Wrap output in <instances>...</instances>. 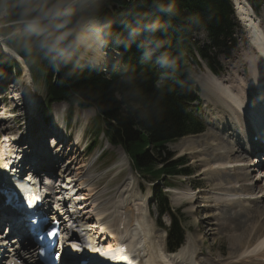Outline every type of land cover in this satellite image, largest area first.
Segmentation results:
<instances>
[{"label":"bare ground","instance_id":"obj_1","mask_svg":"<svg viewBox=\"0 0 264 264\" xmlns=\"http://www.w3.org/2000/svg\"><path fill=\"white\" fill-rule=\"evenodd\" d=\"M234 2L237 9V14L241 20L240 22L246 29V33L248 37L246 38V40L247 43L249 42V48H251V51L253 52L252 53L253 59L256 60L257 58L256 55H257L261 60L260 63L257 61L255 68L251 70V81L253 87L249 88L247 83L241 81L240 82L241 84L235 87L233 93L227 87L223 86L220 82L213 79L211 82L205 84L204 86L205 95H203V97L206 104L208 106H211L214 109L213 112L216 113L213 118L209 117L213 122H217L216 121L217 119L221 123V125L223 124L222 126L236 125L240 127L241 134L239 137H242L244 141L247 140L248 138L251 139L252 135H254L253 137L257 136V138L263 139L264 121L262 122V120H264V107L262 105H264V33L261 31L262 28L260 26L259 19H256L253 16L252 11H250V9L248 8V5L246 7L242 0H234ZM146 12L150 13L149 11ZM157 15L160 16L161 14L157 13ZM0 45H3L2 47H0V50H3L4 48L7 51L6 53L8 55H10L13 59H17L19 61L18 64L14 60L19 65L21 69V73H22V69L25 71L28 79V80L26 78L22 79L24 84L21 85L23 86L22 90H24L25 88L24 92L19 93L22 90L20 89L19 91L20 86H17L16 88L17 91L10 94L12 96L10 97V100L13 103L14 100H17L19 95H22L23 98H25V103L23 108L25 109V113L21 108L22 106L18 107L17 104H15L13 108H8V107L7 109L0 108V172H1L3 167L6 166L7 163H9V161H11L12 159V157H10L9 155L5 156L3 154L2 150L4 149V146L6 148L8 147L14 148L7 153H11V152L14 153L15 148L17 146H23L20 148L27 149L26 146L27 143L25 142V140H22L23 137L19 138L16 141H11L9 138L7 140L4 136L9 134L10 132L17 131L19 133L20 132L24 133L27 131V128L23 126H20L18 129L12 127L10 125L12 119L10 114L16 113L15 119L17 121H23L25 116L29 115L28 112L26 111V108L29 106L31 109L29 93L32 91L33 83L31 80L29 70L27 69L24 61L23 62L20 61L21 58L15 52H13L7 47V45L4 43L1 37H0ZM253 48H255V51L252 50ZM107 56H108V62L105 64L106 68H110L114 62L116 63L120 62L119 56H113L110 50L107 51ZM247 63L250 64V62ZM24 66L28 71V74L24 69ZM12 73L13 70L11 68L6 70L5 78L7 76L9 77ZM207 74L210 73L207 72ZM210 75L213 76L212 74ZM21 78H23L22 74L20 75V81ZM205 78L206 76L196 77V82L202 89V94H204L203 84L205 82ZM12 87L13 85L10 84L9 88ZM252 89H255V92L256 91L257 92L253 93ZM247 91L249 93L252 92V97L255 98L257 102L256 105L250 106V104L249 105L246 104V101L248 100V98L246 97ZM212 96H214V102H209L208 98ZM2 100L3 99H0V103L2 102ZM33 106L34 105H32V107ZM224 107L229 109V112L226 113V115L223 117L222 114L224 113ZM54 109L56 108L54 107ZM218 113H221V115H219ZM229 119L231 120L229 121ZM228 121L229 123H227ZM258 122L262 124L258 125ZM247 126H250L249 129L247 128ZM201 137L199 136L197 138H193V137L188 138L187 140L184 141V145L179 147V149L184 148L185 150H188V146L193 145L194 143L195 144L192 148L193 150H196L194 149L195 146L200 147L199 153L202 159L201 158L195 159L194 161L197 163L200 162L201 175H205L208 181L215 182V180L217 181L218 178L221 177L223 178V174L225 176L227 171H229L228 168L230 167H234V170H240L241 167L242 169L244 168V170L246 171V175H245L246 178H249L253 172L257 171L256 166L253 163L256 162V160L254 159L252 163L248 161L249 158L248 155H250L248 151L246 153H243L245 155L244 159H241V156H238V158L235 156V154H237L238 151L243 150V146L240 145L239 142L237 143L238 150L229 149L228 151H226V153L216 154L219 150L215 145H213V143L218 141L219 138L215 135H209L208 138H204L200 140ZM73 139L74 140L73 142H71L70 145L71 151H67V148L65 149L64 146L61 144H57L55 146L51 145V148H53V150L56 151V155L54 157L57 158L65 157L66 156L65 154L69 155L72 154L73 152L72 157H70V159L68 158L64 171L59 172L57 169L58 168L57 163H55L54 160L52 161L50 157L47 159V162L45 163L49 165V173L51 175H54L57 180H62V182L66 181L67 182L65 183L66 185L73 184V181H75V179L77 178V183H79L78 184L79 188L77 191H81V192L84 191L86 193H83L85 195L82 194L83 195L82 197L77 195V200H79L77 203L78 205L77 208L76 203L75 201H73L72 197L69 198L68 196H65L62 193L63 191L68 190L69 188H66L64 190V188H61V186L56 185L57 181H55V186H58L59 187L58 189H60V191L54 190V192L52 193L51 188H49L48 194L45 197V208H47V211L50 214H52L53 217L59 219L62 222L63 227L66 231L70 230L71 232H73L72 239L74 243L87 248L86 252L83 249L81 254L86 255L89 252L95 251L97 254L106 256L107 258L109 257L115 258L117 256L115 254H118V252H120L119 250L121 245L120 239L122 237L125 246L127 247V249H129L130 254H132L131 258L135 259L134 264H162V263L174 264L175 259L172 256H177V255L182 256L185 259V261L187 260L189 262V264H196L194 263L193 259L189 258L188 253L186 251L185 252L183 251V249L185 250V248L179 250L178 253H174L170 256L165 255V252L160 246L159 241H157V238L155 237V233H154L155 230L153 224L150 222V214L149 211H147L145 204L143 205V207L136 206L135 211L132 209L130 213H128V210L126 209L125 219L121 220L119 213L118 215H116V213L113 212L115 211V207L114 206H111V208L108 207L109 200L103 198L102 191L94 193V190H90V189L83 190L84 189L83 188L79 190L80 186H82L84 183H87L86 186H88L92 183V179H94L88 172L93 160H90V162L87 164L79 165L77 167L79 163L78 160L80 159L78 157L80 156V153H82L83 151V150L78 151L79 148H81L83 145L81 144L82 141L81 132L76 133ZM74 145L75 147L76 146L79 147L77 149H74L75 148ZM47 146L50 145L48 144ZM9 149H7V151ZM64 150H66L65 153H63ZM30 153H33L34 154L33 157L37 159L42 157V153L40 152L39 146L35 147L34 150L31 149ZM3 157L7 158L6 160L7 163L4 162ZM263 159L264 158L260 160V163ZM115 164L117 165L118 170L126 166L127 160L125 156L124 155L118 156V161ZM73 172H75V175L73 179H71L72 178L71 173ZM258 172L261 175L263 174L264 177V169L262 170L258 169ZM80 178H83L84 181L80 182L79 180ZM227 182L228 183L224 185V188L216 189V192H218L219 194L215 193V195H213L210 198L212 199L211 201L216 204L215 207L224 206L228 208L234 207L235 209V207H237V205H239L242 202L239 197L243 195L246 197L248 193L238 191L237 188L238 182L231 183L229 180H227ZM251 182H254V180L252 179ZM217 183L220 184V182ZM248 186L249 184L247 185V187L245 186L242 187V189H244V191L245 190L248 191L250 190V186L249 187ZM70 191H71V187H70ZM260 193H264V188H261ZM186 196H190L185 198L188 199V201L186 202L187 205H191L193 200L196 199V197L191 193L184 195V197ZM238 208L240 209L239 206ZM243 209H240L238 213L242 212ZM2 210L3 207L2 204L0 203V219L6 218V213L2 212ZM261 210H262L261 212L260 211L257 212L259 214L258 217H255L256 215L252 216L253 214L251 211L244 210V214L246 213L244 217L245 227L247 229L234 227L237 224L234 226L230 224L231 226H227L224 228V231L226 233L229 234L232 233L235 236H230V240H229V242L231 243V247L233 249V253L232 255H229V258L222 264H235V262L237 261H239L240 264H264V216H263L264 207ZM15 218L16 215H14L13 213L10 214L8 213L6 221L9 223L11 222L16 223ZM94 218H95V223H94L95 226L93 225L92 227L95 229V227L99 226L97 235L101 233L100 235L102 236V240L98 244H96L95 239L91 235L88 236L89 241L85 238V234L89 235L90 232L92 231L89 230L91 227L89 221ZM258 218H261L260 221L255 222L254 219L257 220ZM15 223H11V225L15 227ZM254 223L257 224L259 223V224L257 227H255V225L253 226ZM118 230H120L121 232L124 231V234L120 235ZM220 231H221L220 228L216 230L217 233ZM105 237L108 238L105 239ZM107 240L109 241V243H111L110 246L107 247L105 251H99L98 250L99 245L102 244L103 242H106ZM247 254L249 255L254 254V255L247 256ZM65 256L66 258H70V257L71 259L75 258L73 255L71 256V253L70 255L69 253H66ZM233 256H236V258L234 260H231ZM229 260L230 262L228 263ZM92 262L93 264H95L94 260Z\"/></svg>","mask_w":264,"mask_h":264},{"label":"trees","instance_id":"obj_2","mask_svg":"<svg viewBox=\"0 0 264 264\" xmlns=\"http://www.w3.org/2000/svg\"><path fill=\"white\" fill-rule=\"evenodd\" d=\"M250 1L255 8L260 6L259 1ZM101 12L111 20L122 17L117 26L120 32L132 20L133 14H138L141 23L158 20L165 27L158 36L170 41L167 51L177 59L181 56V49L188 45L191 34L200 28L207 30L212 48L226 56L230 55L235 45L228 0H104ZM11 32L9 29L5 34ZM13 43L18 52L28 56L15 37ZM120 50L125 55L124 68L127 66L129 71L112 73L108 77L84 69L76 77L68 78L47 64V68L43 67L47 78V98L51 102L74 101L85 108L96 109L111 128L113 139L126 148H132L137 143H149L160 154L162 149L158 145L161 143L201 132L200 124L185 112L183 101L189 100L190 90L189 84H186V73L182 84L168 80L165 86L156 89L155 77L137 68L141 65L138 57L141 50L123 46ZM200 53L203 58L209 59L205 51ZM133 69L136 71L134 75ZM128 76L134 78L131 84L127 82ZM137 89L139 95L136 94ZM142 159L148 161L151 157L146 153ZM178 244L175 243L176 246Z\"/></svg>","mask_w":264,"mask_h":264},{"label":"rangeland","instance_id":"obj_3","mask_svg":"<svg viewBox=\"0 0 264 264\" xmlns=\"http://www.w3.org/2000/svg\"><path fill=\"white\" fill-rule=\"evenodd\" d=\"M127 1H129V0H127ZM257 17L264 24V3L262 4V6L260 8L259 14L257 15ZM260 20H259V22H260ZM260 26L262 28L261 31L264 33V26H262L261 23H260ZM9 29L10 28L4 29V30H9ZM4 33H5V31L2 32V34H4ZM235 36L238 39V49H237V51H235L233 56H231V58L226 59L222 56H219L218 58H215L214 56L210 57V62L214 63V62H217V60H219V62L221 63V69H222L221 73L219 75L213 74L216 77L222 76L221 78H216V77L211 76L210 74H207L206 71L210 72V70H208V67L206 66V64L203 61L201 62V66H199V67L193 66L191 68L189 75L193 79L194 86H196L194 78L196 79V77H199V76H206L205 82L203 84V93H204L203 95H205V87H204L205 84L211 82L213 79L217 80L223 86L227 87L230 91H232L234 93L235 87L240 85L241 84L240 82L243 81V80H239L238 77L236 80L234 79V77L236 76L237 73L239 75H242V77H244V79L247 81V85L249 86V88L253 87L252 82L250 81L251 80V70H253L255 68L256 62L258 61L260 63L261 60L255 53L254 54L256 55L257 58H256V60L253 59V55H252L253 52L251 51V48H249V42L247 44L246 35L244 34L243 30L240 29V27L236 31ZM191 39H192L191 42L199 41V40H201V42H206V36L202 32H200L199 34L192 35ZM4 40H6V39L4 38ZM7 44H8V42H7ZM247 45H248V48H247ZM2 46L3 45H0V47H2ZM3 50L5 52H7L4 48H3ZM247 50H248V52H247ZM239 58L242 60L240 61ZM14 60L19 64V61L17 59H14ZM7 62L10 63V60H8ZM247 62H250V64H247ZM248 65H249L250 78L247 74ZM33 67H30L31 71H32ZM24 69L26 70L25 66H24ZM42 71H43L42 67H37V69H35V73L38 75H32L33 76V78H32L33 85H35V90H36V92L34 93V99H35V104L37 102L38 106L40 103H43L44 97L43 98H41V97H42V95L45 94V93L43 94V92H44L43 78L45 76H44ZM26 72L28 74L27 70H26ZM134 73H136V71H133L132 75H134ZM203 73H205V74H203ZM224 74H228V75H224ZM230 74H232V77L229 76ZM22 77L23 78H21L20 84H24L22 79H25V78L27 79L26 73L23 69H22ZM20 89H21V87H19V91H20ZM24 90H25V88H24ZM24 90H22V92H24ZM252 92L255 93V89H252ZM252 92L251 93H249L248 91L246 92V97L248 98V100L246 101V104H248V105L250 104V106L251 105L254 106L257 104L256 99L252 97ZM0 97H2V96H0ZM197 98L199 99V102L192 105V110L200 118L208 121L210 124V127L208 126V128H210V130H208V128H207L206 131L204 132V133L207 132V135L202 133L204 135L202 137L200 136L201 137L200 140L204 139V138H208V136L212 132H215L216 134H218L222 138L221 140L219 139L220 141L218 140L219 142H216L214 144L218 148V150L220 151V152L218 151L217 154L218 153H225L223 150H221V148H223V147L225 148V147L231 146L229 149L238 150V147H237L238 142L236 143L237 137H229V138L227 137V136H229L231 131H233V129H232L233 127L230 126V127L223 128L224 126L221 127V125H219L221 123L217 119H216V121L218 123L213 122L210 119V118H213L216 113L213 112L214 109L211 106L210 107L208 106L207 108H205L206 104L203 101L202 92L199 91L198 89H197ZM49 101L50 100L47 98L46 103L52 104L51 105L52 106V109H51L52 110V119L58 124L66 125L67 127L71 128V130L68 133V135L70 137H73V134H76L78 132H82L83 138L85 137V141L83 140V143H84L83 146L85 145L86 142H89L92 139V137L90 136V131H89L90 127L92 125L90 123V118L91 117L96 118V114H94L92 109H82V108L76 106L74 109L71 110V111H73L72 112L73 115L70 116V118H71L70 124H67L68 115H67L66 111H68V106L64 103L61 104V103H55V102H51V101L49 102ZM208 101L214 102V96L208 98ZM6 102L8 103L9 99H5V101H2V103L0 104L1 109H3V108L7 109V107L5 106ZM54 107L56 109H54ZM65 109H66V111H64ZM54 110L56 111L55 113H54ZM26 111L29 114V112H31L32 110L28 106L26 108ZM224 112L228 113L229 109L224 107ZM226 113H223L222 115H224ZM219 114L221 115V113H219ZM40 115L41 114L39 112H37L36 116H31V115L26 116L28 124L29 123L31 124V126L27 129L26 134H23L24 136L27 137V139L30 138L34 134V132H38V134L35 135V138H38V136H40L39 134L43 133V131L40 129V126H41V121H40L41 116ZM208 115L210 118L208 117ZM35 117H38V120H39L38 123L36 121H34ZM230 120L231 119H229V121ZM229 121L227 123H229ZM34 124H36V125H34ZM214 127H215V129H214ZM11 134H13V133L8 134V138L13 137ZM29 134H30V136H29ZM202 134H200V135H202ZM19 136H22V134H19L18 137ZM97 138H100V140H101L100 144L94 149V151L92 153L87 152V149H85L84 152H82L81 156L78 157L81 160L80 159L78 160L79 163H78L77 167L81 164L84 165L86 162H88L90 159H92L95 156V154L98 152V150L101 147L103 148L104 145H106V138L105 137H103L101 134L97 133ZM193 138H197V137H193ZM187 139H182L176 146H175V144H168L166 146L167 149L170 151V153L175 155L174 156L175 158L178 157L180 154H182V156L186 155V157H187L186 160H188V165L191 166L190 171H191V173L195 174L194 176H191L188 178H175V179H167L166 180V183L172 184L173 188L176 189L175 191H179V190L183 191V192L176 193L175 197L172 194H169L170 206L174 211L181 210L179 212V218L181 221L182 228L185 229L186 240L189 236L191 237V243L187 244V247L185 248V250L183 249L184 252L186 251L188 253L189 258H191V259L192 258H198L201 261L209 262V263H211L213 259H216L217 261L221 260L222 261L221 264H222L223 262H225L229 258V255H232V253H233V249L231 247V243L229 242V240H230V236H235V235L232 233H231L232 235L229 233H226V235L229 238L228 239L224 235L223 232H218V233L216 232V230L219 229V227L221 228V225H220L219 220H218L219 219V213H220L218 211V206L215 207L216 204L214 202H212L211 201L212 199L210 198L213 195H215V193H216L215 190L213 189V188H215L213 185L216 184V186H222V185L228 183L227 180H229L231 183L232 182H234V183L238 182V184H237L238 191L248 193V195H246V197L244 195L239 197L241 199V201L244 203L241 202L239 205H237V207H235L236 210L233 209V207H232V210L225 209L223 212L224 215L231 216L233 214V211L234 212L237 211V213H238L240 209L244 208L242 210V212H240L236 215V217H237V220H236L237 223L236 224L237 225L234 227L241 228V229H247L245 227V218L244 217H245L246 213L244 214V210L251 211L253 214L252 216L256 215L255 217H258L259 214L257 212H259V211L261 212L262 211L261 209L264 207V195H263L264 193L260 194L261 188H264V177L259 179L258 178V172L257 173L255 172V173H252L249 178H246L245 177L246 171L244 170V168L242 169V167H241L240 170H234V167H230V168H228L229 171H227L225 176L223 174V178L222 177L218 178L217 181L215 180V182L214 181L211 182L212 184L210 185V183H207L206 181L201 180V177H202V179H205L208 181V179L205 177V175H201V177L198 176L199 171H200V162L197 163L194 161L195 159H200V158L202 159V157L200 156V153H199L200 147L195 146L194 149H196V150H193L192 148L195 144L194 143L193 145L188 146V150H185L184 148L179 149V147L184 145V141ZM226 139H227V141H226ZM22 143H23V141H22ZM67 144H70V143H66V146H67ZM83 146L81 148H83ZM174 146L176 148H178L180 151H178L176 148H173ZM78 147L79 146H77V148ZM81 148H79V150ZM7 149H9V150L7 151ZM12 149H14V148L13 147L6 148L4 146V149L2 150V152L4 154V151L7 153ZM65 151L66 150H64L63 153H65ZM67 151H71L70 146L67 148ZM119 151L117 152L118 156H122L123 153L119 152ZM19 154L20 153L10 154V155L18 156ZM7 155L8 154H6L5 156H7ZM65 155H66L65 157L59 158L60 160L57 159L56 157L52 156L54 161L57 163V167H58L59 171L63 170V168L66 166V164H67L66 161H68V157H72L73 152H72V155L69 154L71 156H69L67 154H65ZM111 155L113 156V158L116 157V153H113ZM235 156L237 158H238V156H241V159H244L245 155L241 151H238V153L235 154ZM19 157H23V153L20 154ZM65 158H67V159H65ZM233 159H235V158H233ZM3 160L5 163H7L6 162L7 158L3 157ZM108 160L109 159H106L105 161H102V162L100 161V158L98 159V161L93 160L94 164L91 166L90 171H88L89 174H90V172L95 173V174H98V173L102 174V179L93 183V185L90 186L92 188H95V191L101 189L106 184L107 180L109 179V176L113 173L112 171L119 172L118 169H115V167L113 166L112 163L108 164L109 163ZM10 162L11 161H9V163ZM106 162H107V164H106ZM9 163H7V164H9ZM59 163H60V165H59ZM196 165L199 167H197ZM77 171H79V170H77ZM228 172H229V174H228ZM104 174H106V175H104ZM72 176H74V173H71V177ZM96 177H98V176H96ZM96 177L92 176V178H94V179H96ZM125 177H126V175H124L118 183L119 187H122L124 189V191L121 190L122 193L117 191V188H119V187H113L109 190L110 191L109 193H111V196H112V201H113L112 203L114 204L113 206H115L116 213H118L120 209H124L125 206H123V205H125L126 203L131 204V205L132 204H138L140 201L141 202L147 201L151 197V192H150L151 184L150 183H143L142 182V184H140V180H139L138 176L135 174V172L131 171V178L133 180V186H131L132 182H131V178H129L128 183L126 184V189H127V186L128 187L131 186V188H129L128 190H125V186L123 184ZM253 178H254V182H251V180ZM81 181H84V180H80V182ZM110 181L116 182L113 179H111ZM217 182H220V184ZM221 183H223V184H221ZM85 184H87V183H84L83 185H85ZM248 184L250 186V190L251 189L252 190L251 191L250 190L244 191V189H242V187H244V186L247 187ZM83 185L80 186L79 190L83 189L84 187L85 188L83 190H87L86 185L84 187H83ZM75 186H77V184H75ZM189 186L197 187L199 190L200 189L201 190L199 191V193L198 192L197 193L190 192L188 189ZM115 188H116V191L114 192L113 190ZM189 192L192 195H194L196 197V199L193 201L192 206L191 207L189 206L187 208L186 206L182 205V202H179V201L181 198L185 199L187 197H190V196L184 197L185 194H190ZM65 193H67V192H65ZM83 193H86V192L77 191V195H79L80 197L85 195ZM94 193H96V192H94ZM257 194H260V196H258L259 198H255V196L257 197ZM103 198H104V196H103ZM75 199H77V197H75ZM136 206L137 205L133 206L134 211L136 209ZM149 206H150V202H149ZM238 206L240 207V209L238 208ZM126 209L128 210V213H130V211H131L130 207L126 206ZM111 211H113V210H111ZM115 211H113V212L115 213ZM108 212H109V210H108ZM150 212H151V216L153 217V219H155L156 211L152 210L151 206H150ZM240 215H242V216H240ZM217 216H218V219H216ZM263 216H264V213H263ZM261 218H258L257 220L254 219V220H255V222H258V221H260ZM164 221H165V223H168L169 219L164 218ZM150 222L153 224L151 218H150ZM198 222H200L201 225H198ZM92 223H95V221H93ZM221 224L222 225L228 224L229 226H231L232 224H234V221H232V220L224 221L223 220L221 222ZM258 224L254 223L253 226L255 225V227H257ZM90 225H91V227L89 230H92V231L90 232L89 235L85 234V238L89 241L88 236L91 235L95 239V242L100 243L101 237H99V236L101 233H99V236H97L98 231L97 232L95 231V229H99V226H97L94 229L92 227L93 224H90ZM216 225H218V227H216ZM118 231H119L120 235L124 234V231L123 232H121L120 230H118ZM93 233H96V235L93 236ZM154 233H155V231H154ZM155 237H156V234H155ZM107 238L108 237H105V239H107ZM101 240H102V238H101ZM157 241H158V239H157ZM162 241L164 243H166L165 237H163ZM106 242H108V243H102L99 245V248L102 251H105L106 248L109 247L111 244V243H109L108 240ZM120 242H121V244L125 245L124 241L122 240V237L120 239ZM98 243H96V244H98ZM115 255H118V254H115ZM253 255L247 254V256H253ZM233 257H236V256H233ZM175 260L179 261L180 259L175 257ZM237 262H239V261H237ZM239 264H240V262H239Z\"/></svg>","mask_w":264,"mask_h":264},{"label":"clouds","instance_id":"obj_4","mask_svg":"<svg viewBox=\"0 0 264 264\" xmlns=\"http://www.w3.org/2000/svg\"><path fill=\"white\" fill-rule=\"evenodd\" d=\"M104 0H0V27L9 26L21 48L37 63H47L57 73L73 78L84 69H97L108 62L114 47L143 49L142 62L156 57L161 67L177 63L159 37L165 30L158 20L141 23L138 14L121 32L101 12ZM129 71L126 66L123 70ZM134 71V69H133ZM128 83L133 77L128 76ZM136 94L140 91L137 89Z\"/></svg>","mask_w":264,"mask_h":264},{"label":"snow or ice","instance_id":"obj_5","mask_svg":"<svg viewBox=\"0 0 264 264\" xmlns=\"http://www.w3.org/2000/svg\"><path fill=\"white\" fill-rule=\"evenodd\" d=\"M50 235H53V236H55V235H56V233H55V232H53V233H50ZM0 239H2V236H0ZM13 264H16V262H13Z\"/></svg>","mask_w":264,"mask_h":264}]
</instances>
